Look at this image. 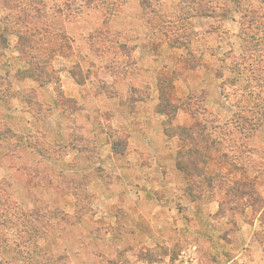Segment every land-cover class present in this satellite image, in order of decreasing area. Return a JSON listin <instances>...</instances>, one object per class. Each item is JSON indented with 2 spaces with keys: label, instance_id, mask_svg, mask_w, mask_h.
Returning a JSON list of instances; mask_svg holds the SVG:
<instances>
[{
  "label": "rangeland",
  "instance_id": "rangeland-1",
  "mask_svg": "<svg viewBox=\"0 0 264 264\" xmlns=\"http://www.w3.org/2000/svg\"><path fill=\"white\" fill-rule=\"evenodd\" d=\"M0 264H264V0H0Z\"/></svg>",
  "mask_w": 264,
  "mask_h": 264
},
{
  "label": "trees",
  "instance_id": "trees-1",
  "mask_svg": "<svg viewBox=\"0 0 264 264\" xmlns=\"http://www.w3.org/2000/svg\"><path fill=\"white\" fill-rule=\"evenodd\" d=\"M193 3H195V1H192Z\"/></svg>",
  "mask_w": 264,
  "mask_h": 264
}]
</instances>
